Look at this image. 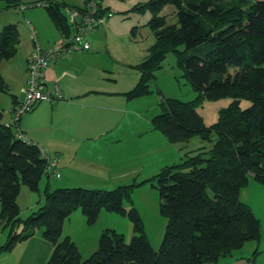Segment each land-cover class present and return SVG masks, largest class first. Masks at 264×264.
Listing matches in <instances>:
<instances>
[{
    "label": "trees",
    "instance_id": "trees-1",
    "mask_svg": "<svg viewBox=\"0 0 264 264\" xmlns=\"http://www.w3.org/2000/svg\"><path fill=\"white\" fill-rule=\"evenodd\" d=\"M4 1L8 9L20 6V0ZM43 5L62 37L70 36L73 30L66 9L79 7L51 0ZM167 6L176 9L175 24L161 16ZM132 11L152 14L145 27H150L156 42L135 66L140 79L126 93L127 99L152 94L155 73L169 54L177 55L198 101L162 99L153 128L172 144L194 137L209 143L197 155L164 167L154 177L160 213L167 220L159 251L153 249L138 212L128 213L124 207L134 186L112 191L46 188L42 208L23 219L17 202L22 188L39 193L41 180L50 176L43 150L19 138L22 117L16 120L15 108L11 124L3 123L0 113V218H6L13 232L0 255L39 231L53 247L46 264H219L247 243L261 242V222L239 195L251 178L264 186V0H148ZM19 44L16 25L0 31V66L16 55ZM7 91L0 73V95ZM222 98L233 101L220 111L214 125L207 126L197 106L203 100ZM243 100L251 103L244 110ZM78 209L89 224L103 211L129 216L135 236L126 243L122 234L107 230L100 235L98 250L83 261L73 240L63 236L66 221ZM18 227L22 231L14 233Z\"/></svg>",
    "mask_w": 264,
    "mask_h": 264
},
{
    "label": "crops",
    "instance_id": "crops-1",
    "mask_svg": "<svg viewBox=\"0 0 264 264\" xmlns=\"http://www.w3.org/2000/svg\"><path fill=\"white\" fill-rule=\"evenodd\" d=\"M29 25L31 31L32 29L35 33L38 31L37 40L43 45L41 46L43 49L58 44L56 34H52V37L43 36L36 23V29L31 23ZM56 32L62 37L57 28ZM96 38L93 45L88 39L91 44L90 51L74 53L67 59L52 63L45 70L47 88L53 90L57 87L63 99L54 103H40L31 113L21 118L19 130L29 143L39 146L47 155H57V175L53 178H60L62 173L63 178H60V182L66 179V176L74 175L69 173L70 170L97 179L93 168L103 169L106 166L117 171L110 177L112 184L125 186L142 175L145 168L142 164L146 160L142 156H146L144 153L147 148H158L154 149V152L147 151V159L151 157L154 159L151 170L160 168L161 171L167 165L161 167L158 164L157 154L169 155L168 150L172 151V146L163 134L154 130L152 123L154 117L151 118L149 115L143 117L136 109L137 104L145 103V98L136 99L134 103V100L126 97V93L132 91L139 82L140 72L135 68L138 64L129 65L139 74L137 84L132 82L120 84L117 80L109 79V75H119L117 70L119 60L108 51L109 56L106 59L98 60L100 53L96 52L98 50ZM51 40L54 43L51 44ZM33 48L30 46L23 56L19 58L17 54L3 61L0 66L1 76L8 89L6 93L0 95V113L3 114L5 124L13 123V113L23 97L22 90L27 85L28 59L34 51ZM123 67L127 66L124 64ZM107 81L112 84H107ZM145 140L147 142H144ZM136 157L140 159L138 165ZM161 162H164V157ZM46 188L50 190V185ZM22 193L23 190L17 199L20 214L22 212L19 201ZM43 199L41 196L38 199L31 196L27 210L32 214L38 212L44 204ZM41 234L42 231L37 232L35 237L18 244L13 251L1 254L0 259L5 261L7 257L18 255L22 249L15 260L14 258L7 260L5 264H44L50 258L53 247ZM65 237L72 239L68 233ZM263 239L258 245L247 243L240 253L221 260L219 264H264V254L261 252L264 246L260 245L264 243ZM245 247L249 248L243 251ZM3 255L7 256L1 258Z\"/></svg>",
    "mask_w": 264,
    "mask_h": 264
},
{
    "label": "rangeland",
    "instance_id": "rangeland-1",
    "mask_svg": "<svg viewBox=\"0 0 264 264\" xmlns=\"http://www.w3.org/2000/svg\"><path fill=\"white\" fill-rule=\"evenodd\" d=\"M45 1L48 0H20V6L8 9V3L4 0H0V31L9 25L17 26L20 34V44L16 55L18 54L19 58L24 55L30 46L34 47L33 50L36 48L29 23L32 24L34 29H36V23L43 36L52 37V34H56L59 39L56 43L60 44L62 42V37L57 34L56 28L43 5ZM51 1L60 4L66 3L72 7L82 8L85 6L84 0ZM147 1L148 0H101L102 10L106 13L103 17L104 22L96 31L90 32L87 36V40L89 39L92 45L95 37L98 38L96 48L98 49L96 52L100 53L98 55V60H102V58L106 59L109 56L108 52L111 53L116 60H119V69H117L119 75L112 74L109 75L108 78L117 80L120 84H122V82L126 84L129 82L137 84L139 74L136 70L130 68L129 65L142 63L149 55L150 48L156 42L150 27H145V25L151 21L152 14L149 11L144 14L132 11L136 4L145 3ZM63 12L65 13L64 8ZM161 16L165 17L167 23L170 25L177 22L176 9L173 6H167L161 13ZM48 27L49 31L47 32ZM36 33L38 34V31H36ZM52 42L51 40V44ZM39 45L43 47L41 43H39ZM184 50V46L180 48V51ZM92 51L95 52V50ZM178 61L179 57L177 55L173 53L169 54L163 62L162 68L155 73V80L150 82V89L153 93L144 97L146 101L145 103L142 102L143 105L137 104L136 107L143 117H146L145 115H149L151 118L158 116L160 114L159 104L162 99L179 100L186 103L198 101V93L193 90L191 84L185 79L183 69ZM124 64L127 67H123ZM107 84L112 83L107 81ZM22 100L23 97L21 98V101ZM232 101L233 100L230 98L203 100L202 104L197 106V112L203 118L204 123L207 126H211L218 121L220 111L229 107ZM133 102L135 103V100ZM250 106L251 103L246 100L241 102V108L243 110ZM144 142H147V140ZM169 144L172 146V151L168 150L169 155L162 153L157 154L159 157L158 164L161 167L166 165H179L184 162L187 156H195L199 153L200 148L209 146V143L204 142L201 137H194L189 141H179L176 144L169 142ZM154 149L157 150L158 148L150 147L147 148V151H149L148 153L154 152ZM147 151L144 153L146 156H142L146 159L142 164L145 167L142 175L139 176L138 179L125 184V186L134 187L130 193V198L125 199L124 207L128 213L133 209L138 212L151 245L153 249L158 252L164 240L167 220L162 217L160 213V194L158 183L154 178L160 172V168L151 170L150 167L154 159L152 157L147 159ZM49 157L50 159L58 160L57 155H49ZM162 157H164V162H161ZM203 157L207 158L206 155H203ZM139 160L140 159L136 157V165H138ZM56 166L57 164L53 167L55 170H57ZM93 172L97 179L88 178L86 174H82L75 170H70L69 173H74V175L66 176V179L62 182H60V178H63L62 173H60V178L50 177L52 179H48L44 177L41 182L42 190L40 194L33 193L26 187H23V193L19 201L22 212L21 216L23 219L31 216L32 212L27 210L30 197L32 196V198L38 199L41 196L43 199L44 190L47 185H50V191L65 188H83L90 191H112L118 188L119 185L123 186L122 184H112V178L110 177L113 172H117L112 168L108 169L106 166H104L103 169L95 167L93 168ZM239 200L241 203L247 205L261 222L262 238H264V186L251 178L249 184L241 190ZM1 212L0 205V215ZM66 222L67 224L64 225L63 228V236L68 233L69 236L72 237L73 242L79 249L83 261L89 259L93 253L98 250L100 235L107 230L122 234L126 243H130L135 236L134 224L129 216H123L117 213L103 211L94 223L89 224L82 214V211L78 209ZM20 231H22V228L18 227L14 233ZM12 234L13 232L11 229L7 227L6 218H0V249L8 243ZM252 243L259 244L255 242ZM260 245L264 246V243ZM248 248L249 247H245L243 251L248 250ZM21 250L22 249L18 252V255L14 254L7 257L5 261L0 259V264H5L8 262L7 260H12L13 258L15 260L17 256L21 254ZM238 252H236V254ZM261 252L264 254L263 248ZM6 256L7 255H3L1 258ZM48 260L49 258L44 264H46Z\"/></svg>",
    "mask_w": 264,
    "mask_h": 264
},
{
    "label": "built area",
    "instance_id": "built-area-1",
    "mask_svg": "<svg viewBox=\"0 0 264 264\" xmlns=\"http://www.w3.org/2000/svg\"><path fill=\"white\" fill-rule=\"evenodd\" d=\"M84 2L85 6L82 8L66 9L73 32L70 36L65 37L60 44L43 49L32 29L36 48L28 59L27 85L22 90L23 100L18 103L15 111L17 121L40 103H54L63 99V95L57 87L53 91L47 88L44 72L52 63L60 59H67L75 52L90 51L91 44L87 40V36L103 24V17L106 13L102 10L101 0H84ZM19 138L26 140L21 132ZM42 153L48 160L47 174L50 177H55L57 170L53 167L57 160L50 159L44 151Z\"/></svg>",
    "mask_w": 264,
    "mask_h": 264
}]
</instances>
